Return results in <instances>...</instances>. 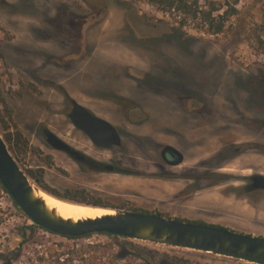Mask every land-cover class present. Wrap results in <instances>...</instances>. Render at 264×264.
Returning a JSON list of instances; mask_svg holds the SVG:
<instances>
[{"label": "rangeland", "instance_id": "rangeland-1", "mask_svg": "<svg viewBox=\"0 0 264 264\" xmlns=\"http://www.w3.org/2000/svg\"><path fill=\"white\" fill-rule=\"evenodd\" d=\"M212 1L225 3L202 4ZM237 8L225 32L212 35L193 23L179 28L142 0H0V92L13 116L10 128L0 119V130L22 132V168H43L59 195L85 189L108 207L264 236V190H248L250 177L264 174V50L248 41L264 24V0ZM71 100L112 122L122 146H95L72 124ZM46 130L87 159L52 146ZM167 144L183 163L163 161ZM32 224L0 189V264H58L61 242L106 244L119 264H256L103 234L69 241Z\"/></svg>", "mask_w": 264, "mask_h": 264}, {"label": "water", "instance_id": "water-1", "mask_svg": "<svg viewBox=\"0 0 264 264\" xmlns=\"http://www.w3.org/2000/svg\"><path fill=\"white\" fill-rule=\"evenodd\" d=\"M71 102L73 107L68 116L72 124L82 131L95 146L102 149L122 146L121 133L112 122L94 114L76 100H71ZM45 135L48 142L55 148L67 151L78 161H85L84 153L70 146L54 132L46 130ZM161 156L171 166L180 165L184 161V154L170 144L162 148ZM169 156L173 159L170 160ZM102 168L108 171L115 169L111 164H103ZM250 180L249 191L264 190V174L252 175ZM0 182L33 224L61 236L81 237L108 233L264 264V236L239 232L215 224L181 221L158 213L74 202L44 189L22 168L1 130ZM36 190H43L68 202L107 209L113 213L77 221L63 218L55 210L48 208L45 200L35 194Z\"/></svg>", "mask_w": 264, "mask_h": 264}, {"label": "trees", "instance_id": "trees-1", "mask_svg": "<svg viewBox=\"0 0 264 264\" xmlns=\"http://www.w3.org/2000/svg\"><path fill=\"white\" fill-rule=\"evenodd\" d=\"M142 1L154 5L155 7H157L158 10L166 14H169L174 20V22L178 24L179 28L191 26V24L193 23L194 27L199 30H202L212 35H219L225 32L230 19L238 15L239 10L237 8V5L241 0H224L225 3H221V4L212 1L209 3L210 6L209 9L205 8V6L202 4V0H142ZM248 41L254 48L264 50V24H261L257 28H254V30H252V32L248 35ZM0 101L4 105L3 112L0 114V119L4 122L7 128H10L9 121L11 122L13 120L12 109L2 97L1 92H0ZM5 139L8 142L11 150L14 149V145L17 146L18 150L14 149L16 153L15 157L17 158V160H19L21 154L28 151L27 150L28 143L24 138L22 132L18 129L16 125L14 126V132L6 134ZM93 162L96 166L103 167V163H99L95 161H92L91 163ZM26 172L33 179H35L41 187L56 195H59L57 191H53L45 183L44 180L45 170L43 168H39L36 170L28 169L26 170ZM114 172H127V171L115 167ZM218 177L225 178V175L218 174ZM0 189L5 193H8L1 184V182H0ZM59 196L74 202L108 207L100 199L90 198L89 194L86 192L85 189H78L72 191L69 190L65 194L63 195L60 194ZM14 203L16 206H18L15 201ZM132 211H139V210H132ZM158 214L164 215L162 213H158ZM179 220L188 221L183 219H179ZM200 223H205V222H200ZM30 229H32L33 231L35 229H42L43 231L49 234L57 235L69 241H79L81 239H87L94 236V234L85 235L81 237L61 236L51 231H48L42 227H39L35 224H32ZM100 234L106 235L109 238H113V239L119 238V236L108 233H100ZM22 236L25 238L26 236L25 231H23ZM111 247H113V245H111ZM59 250H61V252L58 254L57 257L58 264H69V262L73 263L77 259H85L86 255H88L90 258L93 257V259L96 260L101 259L102 261V259H105V261H103L104 262L103 264H119L116 261L117 257H119L117 256L116 252L112 253V251H109L110 249L106 244L100 242L99 243L94 242V243L82 244V245L79 244L65 245L63 242H61ZM5 256L6 255H1L2 260L7 259V257ZM173 259L176 261H184V259L179 258L177 256L173 257Z\"/></svg>", "mask_w": 264, "mask_h": 264}, {"label": "bare ground", "instance_id": "bare-ground-1", "mask_svg": "<svg viewBox=\"0 0 264 264\" xmlns=\"http://www.w3.org/2000/svg\"><path fill=\"white\" fill-rule=\"evenodd\" d=\"M35 194L44 199L48 208L55 210L58 215L63 218L73 219L74 221L89 217H97L105 213H113V211L107 209L68 202L56 198L43 190H36Z\"/></svg>", "mask_w": 264, "mask_h": 264}, {"label": "flooded vegetation", "instance_id": "flooded-vegetation-1", "mask_svg": "<svg viewBox=\"0 0 264 264\" xmlns=\"http://www.w3.org/2000/svg\"><path fill=\"white\" fill-rule=\"evenodd\" d=\"M162 150V149H161ZM169 158H170V160H172L173 158L171 157V156H169ZM86 159H87V156H86ZM162 159H163V161L166 163V164H168L167 162H166V160H164V158L162 157Z\"/></svg>", "mask_w": 264, "mask_h": 264}, {"label": "built area", "instance_id": "built-area-1", "mask_svg": "<svg viewBox=\"0 0 264 264\" xmlns=\"http://www.w3.org/2000/svg\"><path fill=\"white\" fill-rule=\"evenodd\" d=\"M3 193H5L4 191H2ZM8 194V193H7Z\"/></svg>", "mask_w": 264, "mask_h": 264}]
</instances>
